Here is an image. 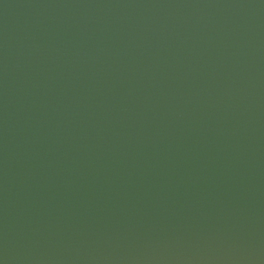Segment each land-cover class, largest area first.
Returning <instances> with one entry per match:
<instances>
[{"label": "water", "instance_id": "water-1", "mask_svg": "<svg viewBox=\"0 0 264 264\" xmlns=\"http://www.w3.org/2000/svg\"><path fill=\"white\" fill-rule=\"evenodd\" d=\"M0 264H264V0H0Z\"/></svg>", "mask_w": 264, "mask_h": 264}]
</instances>
